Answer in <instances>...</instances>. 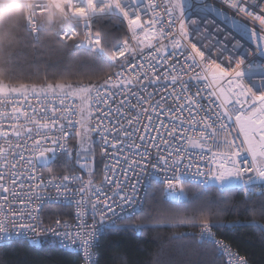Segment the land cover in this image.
<instances>
[{
  "label": "snow or ice",
  "instance_id": "1",
  "mask_svg": "<svg viewBox=\"0 0 264 264\" xmlns=\"http://www.w3.org/2000/svg\"><path fill=\"white\" fill-rule=\"evenodd\" d=\"M25 7L34 28L37 17L58 13L68 22L59 39L106 53L116 70L95 83L40 86L11 85L0 74V246L25 237L39 247L51 236L67 264H107V238L168 230L177 242L195 238L179 249L184 264L200 258L206 241L221 264H247L214 229H258L264 238V0ZM97 18H115L119 36ZM185 173L220 194L215 211L205 206L190 216L165 207L148 215L138 199L142 183L181 196ZM49 204L64 210L52 214ZM161 257L156 250L150 264H163ZM120 259L134 264L126 252Z\"/></svg>",
  "mask_w": 264,
  "mask_h": 264
},
{
  "label": "trees",
  "instance_id": "2",
  "mask_svg": "<svg viewBox=\"0 0 264 264\" xmlns=\"http://www.w3.org/2000/svg\"><path fill=\"white\" fill-rule=\"evenodd\" d=\"M23 8H14L0 13V74L8 73L5 83L18 85L19 83L44 85L46 82H96L98 77L106 71H112V60L106 53L100 54L85 49H75L70 44L60 42L50 30L41 33L35 40L26 29V18ZM94 24L119 36V30L114 27L117 20ZM115 43V41H113ZM14 53V54H13ZM13 54V55H12ZM56 171L63 170V160L58 158ZM100 175H97V179ZM194 184H185L186 200L182 204H173L164 197L162 187L157 184L149 189L144 211L152 216L165 207H179L196 215L203 207L209 206L215 211L219 204V196L214 189L205 190ZM209 196L216 204H210ZM48 210L57 214L64 209L58 205H49ZM49 221L45 219V224ZM216 233L231 241L234 249L245 255L251 264H264V238L259 230L243 228L240 230L214 229ZM194 237H188L187 242H177L172 239L168 230L153 235V230L144 235L132 233L122 237H109L103 242V258L107 264H121L120 256L126 252L134 264H150L156 250L162 252L163 264H184V257L179 249L185 251L193 247ZM201 256L193 259L189 264H221L219 256L211 247V243L199 246ZM205 256H214L211 262ZM68 257L51 240L45 241L40 247H31L26 242H14L0 246V264H67Z\"/></svg>",
  "mask_w": 264,
  "mask_h": 264
},
{
  "label": "built area",
  "instance_id": "3",
  "mask_svg": "<svg viewBox=\"0 0 264 264\" xmlns=\"http://www.w3.org/2000/svg\"><path fill=\"white\" fill-rule=\"evenodd\" d=\"M31 2H33V0H0V13H2L4 11H8L10 9H14V8H23L24 11H25V16H26L29 9L27 7H25V4L26 3H29L30 4ZM79 2L81 4H83V0H79ZM39 3H41V4H47L48 3V0H39ZM53 11H55V10L53 9ZM98 19H102V18H97L96 20H98ZM145 19H147V17H145ZM67 26H68V22L65 21V20H63L59 16L58 13L55 16V19L52 20V21H50L49 16L47 14L44 15V16H41V17H37L36 18L35 28L26 19V29H27L28 32H30L32 34V36L34 37L35 40H38L40 38V35H41L42 32H44L45 30H50L60 42H62L64 44H70L75 49H85V50H87L86 45H84V46H76V45H79V40H77L75 42H65V41L59 39L58 32L60 31V29L62 27H67ZM76 30L77 31H83V24L81 23L80 27L78 29H76ZM81 39H82V36H81ZM97 53H100V52H97ZM100 54H103V53H100ZM112 64H113V61H112ZM114 70H116V69L114 68ZM30 98L33 100V103L35 104V102H36L35 101V98L34 97H30ZM117 99L119 100L120 97H117ZM97 152H99V148H97ZM56 163L54 165H52V167L54 169H55ZM45 172H46V170H45ZM190 176H191V173H185L184 174V177H182V181L181 182L184 184V187H185V184H194V185H198V186H201V187H205L204 184H202V183H200L198 181L188 179V177H190ZM99 179H100V176L97 179V182L99 181ZM162 179L163 178L161 177V180ZM159 185L163 189L165 199L167 201H169L170 203H173V204H182L186 200V193L183 194V195H181V196H175L173 193L169 192L167 190V188L162 183H160ZM149 189L150 188L147 186L146 183H142V185L140 186V188L138 190V199H139V203H140V205H142V207L145 204V201H146V198H147ZM49 205H55V204H49ZM47 240L53 241L51 236H46V237L43 238V243L45 241H47ZM14 242H26L27 243V238H25V237H19ZM206 242L211 243L210 241H206ZM60 250H62V249H60ZM247 264H251L248 259H247Z\"/></svg>",
  "mask_w": 264,
  "mask_h": 264
}]
</instances>
